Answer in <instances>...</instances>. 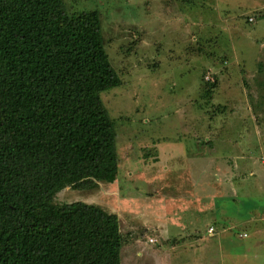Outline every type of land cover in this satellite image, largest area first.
<instances>
[{"label":"rangeland","instance_id":"rangeland-1","mask_svg":"<svg viewBox=\"0 0 264 264\" xmlns=\"http://www.w3.org/2000/svg\"><path fill=\"white\" fill-rule=\"evenodd\" d=\"M63 2L69 14L99 13L104 48L122 82L101 93L114 123L118 175L110 192L106 183L90 191L65 188L53 203L86 200L115 212L123 264L131 257L134 264H264V0ZM212 130L217 139L208 142L207 154L206 136H213ZM239 134L241 169L254 167L258 173L250 176L242 170L236 175V205L214 199L224 203L219 206L222 216L241 218L239 224L227 230L211 227L210 237V217L194 213L199 218L195 221L194 206L171 201L172 206L162 211L164 204L140 201L154 228L166 227L184 237L188 232L178 227H189L193 220L200 223L193 248L173 262L185 239L159 237L158 229H148L140 221V212L130 210L128 200L153 197L151 188L158 183L165 186L166 195H178L172 169L155 175L157 146L172 151L169 159L177 173L198 180L196 186L185 184L187 191L209 196L217 188V195L231 196L228 183L233 177L228 173L223 178L213 171V164L234 168L230 153ZM192 145L200 155L189 151ZM132 211L134 218L129 216Z\"/></svg>","mask_w":264,"mask_h":264},{"label":"trees","instance_id":"trees-1","mask_svg":"<svg viewBox=\"0 0 264 264\" xmlns=\"http://www.w3.org/2000/svg\"><path fill=\"white\" fill-rule=\"evenodd\" d=\"M121 84L96 10L0 0V264H120L115 213L53 199L116 181L101 93Z\"/></svg>","mask_w":264,"mask_h":264},{"label":"crops","instance_id":"crops-1","mask_svg":"<svg viewBox=\"0 0 264 264\" xmlns=\"http://www.w3.org/2000/svg\"><path fill=\"white\" fill-rule=\"evenodd\" d=\"M206 123H210V121H206ZM211 132H212V134H214L215 130H212ZM215 139H217V135H215V134L213 136H206V153L207 154H209V150H210L208 142L210 143L212 140H215ZM185 143H186V145L188 144L187 141ZM186 147H188V146H186ZM234 147H235L234 152L230 153L231 157L234 159V163H235L234 164V168H232L231 166H226L225 164H223L221 166H219L220 164L217 165V163L213 164L214 165L213 171L215 170L217 173L221 174L220 176L223 175V178H225L224 174H228V173H230V175L233 177L232 180H229V183H228L229 187H230V185L232 186V188H229V191H230L229 193H231V196H219V195H217V193L219 191V189H217V188H215L214 190L211 189V191H213V192L211 193L212 195L210 194L209 196H206V194L203 196L204 193L197 194V195H195L194 193H190V191L189 190L187 191V189H186V188H189V187L185 186V184H187V183L191 184L192 183V184H194V186H196V185L199 184V183H197L198 180H196V181L190 180V176L188 175V173L184 174V175H180V173H177L175 171V165L176 164L173 162L172 159L171 160L169 159L170 156L173 157L172 151L165 150L164 148L159 149L158 146L156 147L157 148V154H158V157H157L158 161L156 162L157 164H156L155 170H154V172L157 170L155 175L162 176V174L164 172H169V170L171 171V169H172V171H174L173 173H174V178H175L174 179L175 181H173V183H175V182L178 183V187H176V190L179 193H178V195L172 196V197H171V195H166L165 191H164V189H166L165 186L163 187L160 183H158V184H156L155 188H154V186L151 188L154 191V192H151V193H154L153 197H149L146 200H142L144 197L143 198H138L137 200H132L130 198L128 200L127 206L130 208V210L134 209L135 213H138V212L141 213V219L142 220L140 219V221L141 222L144 221V223H145V225H147L146 227L148 229H151V228L152 229H158V230H156V234L159 237L163 238L165 235H169V236L171 235V236H175V237H180V239L181 238L185 239L182 243H180V245L178 246L179 248L177 247L179 250L177 251V257H176L175 260H173V262L176 261L178 258H180L179 257L180 254H185V253L188 252V250H191L193 248L194 243H195L194 241H196V239L199 238L198 237V228H199V224L200 223H198V222L194 223L196 220L199 219V218L195 217L194 213H197V214H200V215L204 214V215L207 216V218L210 217V221L208 223L207 228H211L212 227L213 229L219 228V229H226L227 230V229L232 228L233 226H236L237 224H239V221H241L240 220L241 218L238 221L235 218V216H231V217H228V218L224 217L225 215L227 216V214H224V216H222V213L219 212V210H220L219 206L224 204V203L219 205V203H215L214 202V199L219 197V198H223V199H229L232 204L236 205L237 204L236 198H237L238 192H237V189H234V188L237 185H240L239 182H236L237 181L236 175L239 176L241 174L242 170L245 171V173L248 172L249 173L248 175H250V176H254L255 174L258 173L257 169H255L254 167H251V168L247 167V169L245 168V170L241 169V163H240L241 161H240V159L242 157V152H241V150H242L241 149L242 148V139L240 137V134H239L238 137H234ZM188 149L193 155H197V156L200 155V152H198V151L195 152V150L193 148V145L188 147ZM225 152L228 153L230 151L226 148ZM201 153L203 155V152H201ZM207 167L208 166L206 165V171L207 172H211L212 168L209 167L210 168L209 169ZM188 169H183V171L185 170V171L188 172ZM201 170H202V168H201ZM261 173L264 175L263 171ZM116 183L117 182L115 181L112 184H108L110 186V188H109L110 190H108L109 192L111 191V189H113L115 187ZM208 184H209V182H208ZM233 185H234V187H233ZM238 188L242 190V186L241 187L238 186ZM256 189H257V187H256ZM163 196H165V197H163ZM164 198H166L167 200L163 201ZM171 198H173V199H171ZM140 201L150 202L151 205L152 204L154 205V203L155 204H162V205L164 204L165 206L161 208L162 211L165 210L166 206L167 207L172 206L171 205V201H174L176 204L185 203V204H187L189 206H194V207H192V210H191L192 213H193V215H191V216L194 218L195 221L193 220V223L189 227L187 226V227L184 228L183 226H180V227L177 228V229H181V232H184V231L188 232L186 235H184V237H182L180 234L179 235L174 234L173 232L169 231L166 227L157 226L156 228H154L151 225L152 218H150L148 214H146L145 212L142 211L144 209L143 206L139 207ZM175 206L177 207V205H175ZM222 210H223V208H222ZM133 211L129 212L130 213L129 216L132 217V218H134V216L137 215V214L133 213ZM118 219H119V217H118ZM226 222L228 224L227 227L224 226V224ZM119 228H120V220H119ZM154 232H155V230H154ZM158 233H160V234H158ZM213 233H214V231L212 233H209L208 235H211L210 237H212ZM181 246H186V247L183 248ZM122 251H124V247H122L121 250H120V258H121L120 264H123V260H122V256H121L122 255ZM145 259L150 261L149 258H145ZM129 263L130 264H134V260H132V257L128 261V264ZM181 264H183V263H181Z\"/></svg>","mask_w":264,"mask_h":264},{"label":"built area","instance_id":"built-area-1","mask_svg":"<svg viewBox=\"0 0 264 264\" xmlns=\"http://www.w3.org/2000/svg\"><path fill=\"white\" fill-rule=\"evenodd\" d=\"M208 232L209 233H212L213 232V229L212 228H209Z\"/></svg>","mask_w":264,"mask_h":264}]
</instances>
